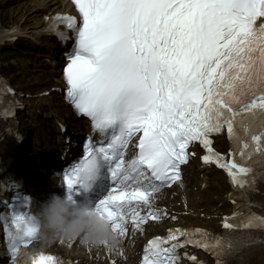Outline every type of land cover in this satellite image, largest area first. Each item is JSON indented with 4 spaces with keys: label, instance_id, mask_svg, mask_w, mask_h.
<instances>
[{
    "label": "snow or ice",
    "instance_id": "obj_1",
    "mask_svg": "<svg viewBox=\"0 0 264 264\" xmlns=\"http://www.w3.org/2000/svg\"><path fill=\"white\" fill-rule=\"evenodd\" d=\"M72 3L78 16L45 17L42 30L70 45L63 98L102 139L89 135L79 160L63 171L68 197L91 200L126 239L129 221L140 231L145 221L166 215L150 200L166 185L182 186V166L197 143L204 152L201 161L222 169L245 198L248 190L256 191L257 179H264V171L256 172L250 163L258 155L264 167V0ZM215 134L235 143V151L226 156L215 151ZM130 148L138 151L128 160ZM23 203V212L9 205L11 227L6 223L2 234L10 262L14 231L23 229L25 247L35 241L28 198ZM222 227L241 234L225 240L202 229H171L168 237L147 241L141 264H179V250L189 244L210 251L222 264L219 257L256 242L243 230L264 229V215L234 211ZM185 256L199 264L195 256ZM30 264L56 262L37 251Z\"/></svg>",
    "mask_w": 264,
    "mask_h": 264
},
{
    "label": "clouds",
    "instance_id": "obj_2",
    "mask_svg": "<svg viewBox=\"0 0 264 264\" xmlns=\"http://www.w3.org/2000/svg\"><path fill=\"white\" fill-rule=\"evenodd\" d=\"M31 226L35 241L47 243L59 240L65 243L79 239L87 248L116 249L122 242L107 218L94 207L91 200L75 201L68 195L51 193L39 203L32 214ZM28 237L23 229L14 231L13 244L16 247L11 264H30L32 252L25 250Z\"/></svg>",
    "mask_w": 264,
    "mask_h": 264
},
{
    "label": "bare ground",
    "instance_id": "obj_3",
    "mask_svg": "<svg viewBox=\"0 0 264 264\" xmlns=\"http://www.w3.org/2000/svg\"><path fill=\"white\" fill-rule=\"evenodd\" d=\"M48 1H49V5H52L51 1L50 0ZM6 4H13V7L15 9L14 11L15 22L10 25L23 26L22 28L23 32L27 33L29 36L33 35V30L37 28L38 26H40L42 23L39 13H42V12L45 13L49 10V7L47 6L43 7L42 0H5V3H4V0H0V6L6 5ZM12 17H13V14H12ZM1 28L2 27H0V31H1ZM33 39L41 40L42 43L38 45L35 43L34 40H28L31 43L32 47H35L39 51L47 50V46L43 43L46 38L44 39V38H39L35 36L33 37ZM50 48H51V51H49L48 56L54 59L56 46L50 45ZM26 64H29V63L28 62L22 63V65L25 66L26 69H28L29 65H26ZM57 68H59V66H51L50 75H47V76L37 75V71L35 72L28 71L25 68H23V72L26 73V71H28V76L30 77L24 78L25 77L24 73L23 75L20 73L17 74L18 76H20L21 79L26 80L25 84L18 83V85L16 84L17 82L16 83L14 82L15 79L17 80L16 78L17 75H15L16 70L12 68V73L14 74H12V77L10 76L11 77L10 84L15 86L18 89L21 95V99H23L26 103H28L29 113H31V115L30 114L29 115H30L31 120L34 122L36 121L40 122L39 112L42 111L43 109V97L38 96L37 93L49 87V85L48 86L46 85L56 78L55 74L57 73V70H56ZM29 90H36L34 93V98L30 100L28 99V97H25V93H28ZM29 102L31 105H29ZM74 124L77 127L81 126L80 122H75ZM29 127L30 126L28 124H25L26 131H29L30 129ZM50 127H51L50 139L55 144L58 134H55V129L52 124H50ZM51 161L53 162L54 158ZM244 252L249 253L251 255L252 261L255 264H264V244H254L252 246L245 248ZM78 256H83V255L81 253H78Z\"/></svg>",
    "mask_w": 264,
    "mask_h": 264
},
{
    "label": "rangeland",
    "instance_id": "obj_4",
    "mask_svg": "<svg viewBox=\"0 0 264 264\" xmlns=\"http://www.w3.org/2000/svg\"><path fill=\"white\" fill-rule=\"evenodd\" d=\"M14 11L15 9L13 7V4L5 6L4 8H0V23H3V26H8L10 22H13L15 20ZM12 14H13V17H12ZM26 53L28 52L21 53V51L17 49L16 47L15 49H7V50H3L2 52L0 51V68L3 69V71H5L7 74L11 76L12 74H14L12 73V68L16 70L15 75L21 73V69L18 66H13L11 64H13L14 60L22 62L24 59H26L25 57H23L24 54ZM29 62L32 63L31 68L35 70L36 69L35 60L32 59L31 61L29 60ZM40 70L45 72V67L41 66L37 74H41ZM16 78L17 80L15 79L14 82L15 83L17 82L16 83L17 85L18 83H21V84L26 83V80L21 79L20 76L17 75ZM24 78H27V77L25 76Z\"/></svg>",
    "mask_w": 264,
    "mask_h": 264
}]
</instances>
